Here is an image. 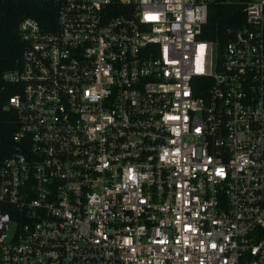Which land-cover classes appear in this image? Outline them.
<instances>
[{"label":"built area","instance_id":"1","mask_svg":"<svg viewBox=\"0 0 264 264\" xmlns=\"http://www.w3.org/2000/svg\"><path fill=\"white\" fill-rule=\"evenodd\" d=\"M23 1L0 264H264V0Z\"/></svg>","mask_w":264,"mask_h":264},{"label":"trees","instance_id":"2","mask_svg":"<svg viewBox=\"0 0 264 264\" xmlns=\"http://www.w3.org/2000/svg\"><path fill=\"white\" fill-rule=\"evenodd\" d=\"M45 5L23 0H0V160L7 157L13 147L12 136L17 130L16 115L3 108L15 90L5 84L1 76L4 72L19 66L23 44L18 35L21 19L29 17L43 23L54 15L45 13ZM243 21L240 11L233 7H211L208 22L202 31V38L222 41L223 31L239 26Z\"/></svg>","mask_w":264,"mask_h":264}]
</instances>
